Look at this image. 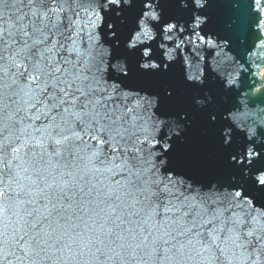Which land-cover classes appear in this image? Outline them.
I'll use <instances>...</instances> for the list:
<instances>
[{"label":"snow or ice","instance_id":"6c2138e0","mask_svg":"<svg viewBox=\"0 0 264 264\" xmlns=\"http://www.w3.org/2000/svg\"><path fill=\"white\" fill-rule=\"evenodd\" d=\"M0 264H264V0H0Z\"/></svg>","mask_w":264,"mask_h":264},{"label":"water","instance_id":"95a60500","mask_svg":"<svg viewBox=\"0 0 264 264\" xmlns=\"http://www.w3.org/2000/svg\"><path fill=\"white\" fill-rule=\"evenodd\" d=\"M193 138L201 146H203V151L199 154V162L203 166H210L212 164V158L207 154L209 141L207 137L201 135V129L196 127L193 129Z\"/></svg>","mask_w":264,"mask_h":264}]
</instances>
